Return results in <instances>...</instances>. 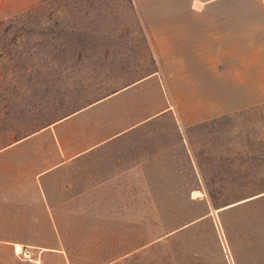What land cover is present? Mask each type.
I'll use <instances>...</instances> for the list:
<instances>
[{"label": "rangeland", "instance_id": "rangeland-1", "mask_svg": "<svg viewBox=\"0 0 264 264\" xmlns=\"http://www.w3.org/2000/svg\"><path fill=\"white\" fill-rule=\"evenodd\" d=\"M166 1L0 0V148L16 143L0 154V183L109 143L97 157L38 177L50 209L39 217L37 239L47 248L33 251L40 264H183L164 247L134 250L201 214L202 201L218 239L212 250L226 264L240 252L231 227L228 245L204 181L216 203L264 191V102L204 120L218 103L198 104L200 89L167 85L147 36L165 35ZM207 1L184 0L181 17H194L189 7ZM263 5L219 0L200 5V15L219 19L222 31L231 15L242 32L260 22ZM200 124L207 125L190 131ZM116 170L118 184L103 186V198L70 199L74 190L65 191L70 178L82 191L100 175L115 182ZM54 180L65 192L60 209L49 197ZM0 264L32 263L0 246Z\"/></svg>", "mask_w": 264, "mask_h": 264}, {"label": "crops", "instance_id": "crops-1", "mask_svg": "<svg viewBox=\"0 0 264 264\" xmlns=\"http://www.w3.org/2000/svg\"><path fill=\"white\" fill-rule=\"evenodd\" d=\"M215 2L219 0L195 2L189 7L195 16L183 18L182 12L189 5H185L184 0H167L165 35H147L151 54L155 60L163 63L167 85L200 89L196 94L198 104L218 103L219 108H214L215 116L204 120L264 102V7L258 24L250 22L245 31L238 32L236 18L230 15V22L222 31L219 19L215 22L214 19L200 15V5ZM258 6L261 7L260 2ZM203 25L207 27L204 28ZM222 97L225 98L224 101ZM119 136L116 134L111 138ZM14 144L0 150V154L6 149L14 148ZM108 144L104 142L83 149L68 159L36 172L33 177L18 175L1 180L0 206H3V210L0 209V246L28 247L33 251L47 250L37 239V232L42 231L39 228L42 224L39 217L50 210L43 188L37 182L38 177L49 170L54 169L55 172L65 168L66 164L74 161L73 158L77 160L81 157H97L99 153L95 152L107 148ZM115 174V182L108 175L91 178V181L88 179L86 184L90 188L86 187L84 191L75 188V181L70 178L68 186H64L67 187L65 191L74 190L75 194L70 195V199H87L91 195L96 199L103 198L100 194L103 186L107 188L110 183L118 184V170ZM51 185L49 197L55 203L53 209H60L59 200L64 199L65 192H57L61 188L56 189V180ZM3 233L13 235L3 237Z\"/></svg>", "mask_w": 264, "mask_h": 264}, {"label": "trees", "instance_id": "trees-1", "mask_svg": "<svg viewBox=\"0 0 264 264\" xmlns=\"http://www.w3.org/2000/svg\"><path fill=\"white\" fill-rule=\"evenodd\" d=\"M206 125L194 126L190 128V131ZM26 137L28 136H24L16 142ZM2 149L0 148V150ZM260 172L264 174V171ZM252 180L249 181V184H254ZM204 187L212 208L220 210L217 218L218 225L224 232L230 247L232 245L229 240L228 229L234 228L238 233L237 241L240 252L237 256V253L232 249L234 264H264V191L238 198L235 200L236 203L227 204L224 202L216 203L218 201L214 199L211 187L205 181ZM189 203L198 204L192 200H189ZM201 205L204 208L201 214H189L179 228L155 233L134 251H143L158 246L167 250L169 260L173 258L183 264H226L220 250L218 249L217 252L212 250L213 244L218 243L215 226L211 217L208 216L206 201H202ZM240 256H243L242 262Z\"/></svg>", "mask_w": 264, "mask_h": 264}, {"label": "built area", "instance_id": "built-area-1", "mask_svg": "<svg viewBox=\"0 0 264 264\" xmlns=\"http://www.w3.org/2000/svg\"><path fill=\"white\" fill-rule=\"evenodd\" d=\"M13 253L16 258L23 262L40 264L39 259L34 258L33 250L28 247H13Z\"/></svg>", "mask_w": 264, "mask_h": 264}, {"label": "water", "instance_id": "water-1", "mask_svg": "<svg viewBox=\"0 0 264 264\" xmlns=\"http://www.w3.org/2000/svg\"><path fill=\"white\" fill-rule=\"evenodd\" d=\"M259 197V196H258ZM245 202V201H244ZM243 203V202H242ZM238 204H240V203H238ZM237 205V204H236ZM233 206H235V205H233ZM231 207V206H230ZM229 208V207H228Z\"/></svg>", "mask_w": 264, "mask_h": 264}]
</instances>
